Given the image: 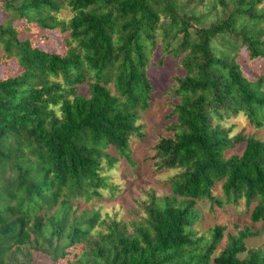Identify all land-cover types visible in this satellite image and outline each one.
Instances as JSON below:
<instances>
[{
	"label": "trees",
	"instance_id": "obj_1",
	"mask_svg": "<svg viewBox=\"0 0 264 264\" xmlns=\"http://www.w3.org/2000/svg\"><path fill=\"white\" fill-rule=\"evenodd\" d=\"M0 12V65L18 67L0 78V264H264L247 245L264 224V139L229 124L264 126V0H0ZM40 30L64 53L28 34ZM159 45L182 72L154 158L179 171L129 222L81 210L133 164ZM244 54L262 63L255 76ZM200 201L244 204L253 225L216 254L226 227L200 232Z\"/></svg>",
	"mask_w": 264,
	"mask_h": 264
},
{
	"label": "rangeland",
	"instance_id": "obj_2",
	"mask_svg": "<svg viewBox=\"0 0 264 264\" xmlns=\"http://www.w3.org/2000/svg\"><path fill=\"white\" fill-rule=\"evenodd\" d=\"M2 18L3 13L0 12V20ZM28 34L35 36L38 45L46 50L60 53L65 51L62 35L59 32L40 30L34 34ZM153 61L157 63L150 68V75L155 87L154 102L139 122L143 127V137H134L131 141L133 164L121 159L116 167L108 172L110 175L109 182L117 185L118 191L112 195L111 190L101 189L103 196L95 197L93 201L89 202L81 201V210L94 208L100 211L103 218L116 217L129 222L137 218L138 211L141 210L139 202L147 198V191H154L157 195L166 194L169 179L179 171V169H158L157 160L154 158V146L166 131L167 115L171 110L170 98L166 92L174 83L175 76L181 74L182 69L178 59L166 55L161 45L157 47ZM242 63L246 73L250 76H255L256 70L262 64L258 60H249L247 54H244ZM17 71L18 67L14 62L0 65V78L15 74ZM83 91L88 92L86 85L83 86ZM229 124L236 125L235 133L244 131L246 134H254L257 138L264 139V126L256 128L245 118L234 119ZM243 147V144L239 145L236 151L241 152ZM214 192L221 197L218 187L214 189ZM197 206L201 209V217L196 224V228L200 232L207 233L217 224L226 227L224 238L219 244L216 254L224 248L228 232H236V225H239L240 228L253 225L244 204L240 207L226 205L221 208L215 206L214 209L208 202L200 201ZM254 226L259 232L247 240V245L248 247H262L264 249V224L258 223ZM37 258L44 259L48 264L46 257L38 255Z\"/></svg>",
	"mask_w": 264,
	"mask_h": 264
}]
</instances>
